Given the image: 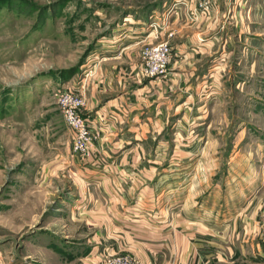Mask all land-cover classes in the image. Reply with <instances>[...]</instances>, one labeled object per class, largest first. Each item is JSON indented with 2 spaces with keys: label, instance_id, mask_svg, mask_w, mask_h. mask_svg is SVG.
Instances as JSON below:
<instances>
[{
  "label": "rangeland",
  "instance_id": "rangeland-1",
  "mask_svg": "<svg viewBox=\"0 0 264 264\" xmlns=\"http://www.w3.org/2000/svg\"><path fill=\"white\" fill-rule=\"evenodd\" d=\"M141 1L148 0H133ZM212 1L214 6L217 0ZM223 2L213 17L212 10L204 14L215 25L208 36L216 38L203 61L215 69L207 74L206 92L194 100L205 107V122L213 123L202 126L201 132L188 129L192 132L178 142L179 148L186 147L192 155L178 159L186 169L177 179L190 183L198 178L190 166L208 165L213 184L209 189L186 184L166 193L177 199L176 207L190 202L189 208L196 207L194 201L201 207L202 196L210 195L208 205L199 212L207 218L202 226L208 224L217 232L220 244L223 230L237 243L234 232L245 226L236 218L240 207L247 216L256 210L260 214V205L264 211V0ZM84 6L81 0H0V258L8 263L57 259L62 252L48 251L47 255L32 244L53 241L66 246V240L79 238L78 227L83 228L69 219L73 210L67 203L78 196L79 188L69 171L73 132L56 93L78 78L87 54L96 47V38L108 30L94 16L85 19L79 11ZM187 15L191 20L196 17L192 11ZM115 16L108 14L105 23ZM169 21L161 33L151 31L152 40L139 52L141 64L146 45L168 42L172 55L167 73L176 34ZM206 131L214 135L209 154L202 153ZM233 264L257 262L249 257L248 262Z\"/></svg>",
  "mask_w": 264,
  "mask_h": 264
},
{
  "label": "crops",
  "instance_id": "crops-1",
  "mask_svg": "<svg viewBox=\"0 0 264 264\" xmlns=\"http://www.w3.org/2000/svg\"><path fill=\"white\" fill-rule=\"evenodd\" d=\"M81 1L85 6L79 11L85 19L95 17L108 29L96 38V47L87 54L78 78L68 82L83 93V113L93 121L96 134L94 158L82 161L70 148L69 171L76 177L79 193L67 203L73 210L69 219L83 228L78 227L79 238L66 240V246L53 241L32 244L47 255L54 250L63 254L36 264H106L105 254H129L139 264H233L248 262L249 257L264 263L263 206L258 207L260 214L256 210L252 216L240 207L236 218L245 226L234 232L237 243L223 230L220 244L217 232L208 224L202 226L207 218L199 212L208 205L210 195L202 196L201 207L194 201L196 207L189 208L188 202L187 209L183 203L176 207L177 199L166 195L167 190L186 184L206 189L213 184L208 165L190 166V172L198 174L190 183L177 179L186 169L178 159L192 155L186 147H178L179 140L192 132L188 129L201 132L202 126L213 123L210 119L205 122V107L194 102L200 92H206L207 74L215 69L203 61L216 37L208 36L215 25L209 14L201 13V0ZM223 3L217 0L211 5L212 17ZM191 11L197 15L193 20L187 15ZM110 13L117 15L106 24ZM151 17L160 24L164 17L170 18L176 30L175 51L165 77L144 79L137 73L139 52L152 40ZM211 133L205 132L202 153L209 154V143L214 140ZM0 264L13 262L0 258Z\"/></svg>",
  "mask_w": 264,
  "mask_h": 264
},
{
  "label": "built area",
  "instance_id": "built-area-1",
  "mask_svg": "<svg viewBox=\"0 0 264 264\" xmlns=\"http://www.w3.org/2000/svg\"><path fill=\"white\" fill-rule=\"evenodd\" d=\"M212 3V0H205L203 3H199L201 13L210 14ZM189 13L191 12H188V14ZM193 13L194 17L197 16L195 11ZM168 21L169 18L164 17L160 24L156 17H151L150 27L159 34L167 27ZM140 55L142 63L137 73H139L141 77L157 78L167 73L166 71L171 61L172 47L168 42L146 45L142 49ZM87 75L88 73H86V76ZM56 96L66 124L73 132V140L71 143L73 153L82 161L94 158L93 150L96 134L93 131V121L83 113V109L86 105L83 93L68 86L58 90ZM103 262L106 264H139V262L129 254H105Z\"/></svg>",
  "mask_w": 264,
  "mask_h": 264
},
{
  "label": "trees",
  "instance_id": "trees-1",
  "mask_svg": "<svg viewBox=\"0 0 264 264\" xmlns=\"http://www.w3.org/2000/svg\"><path fill=\"white\" fill-rule=\"evenodd\" d=\"M73 72H76V69H74Z\"/></svg>",
  "mask_w": 264,
  "mask_h": 264
}]
</instances>
